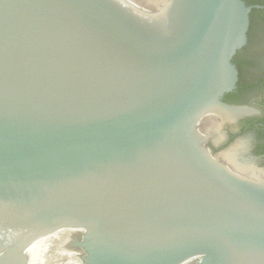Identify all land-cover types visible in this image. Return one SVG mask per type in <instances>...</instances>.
Here are the masks:
<instances>
[{"label": "water", "instance_id": "95a60500", "mask_svg": "<svg viewBox=\"0 0 264 264\" xmlns=\"http://www.w3.org/2000/svg\"><path fill=\"white\" fill-rule=\"evenodd\" d=\"M254 8L0 0V264H264Z\"/></svg>", "mask_w": 264, "mask_h": 264}, {"label": "flooded vegetation", "instance_id": "af4514ba", "mask_svg": "<svg viewBox=\"0 0 264 264\" xmlns=\"http://www.w3.org/2000/svg\"><path fill=\"white\" fill-rule=\"evenodd\" d=\"M241 50H239L240 52H238V56H237L238 58L237 59H238V62L241 65H243L246 68V70H247L246 84L247 85L253 84V87L251 88V90H249L246 93H244V95L240 99L235 100V101L228 100L226 98L227 97L226 95L234 94V93L236 94L237 93L236 88H235V90L233 92L225 94L223 96V98H222V102L227 103V104L242 105L244 103L243 102L244 97H246V95L249 92H251V91H258L260 93H264V60L263 59L257 60L255 62L256 63L255 67L248 66V62L252 58L250 57L249 53H247V52L246 53H242ZM236 55H237V53L235 54V56ZM234 57H233V59H234ZM234 65L236 67L235 63H234ZM260 107L264 108V99H262L260 101ZM236 130H238L240 133H242L244 131H247V130H255L261 136V139H259L258 142H257V145H259L258 146L257 155L259 157H261L262 160L264 161V138L262 136L264 134V117H260V116H257V115H251V116H245L243 118H240L238 120ZM234 131L235 130L227 128L226 132H227V134H228L230 139L235 136ZM209 145L211 146L210 143H209ZM212 149H213V151H216L215 148L212 147Z\"/></svg>", "mask_w": 264, "mask_h": 264}, {"label": "trees", "instance_id": "16d2710c", "mask_svg": "<svg viewBox=\"0 0 264 264\" xmlns=\"http://www.w3.org/2000/svg\"><path fill=\"white\" fill-rule=\"evenodd\" d=\"M247 5H259L262 8H254L249 15V30L247 33V45L241 50L242 53H249L252 58L248 66L255 67L256 61L264 60V0H244ZM240 52V51H238ZM238 52L233 59L238 71V81L236 84L237 93L226 95L230 101L240 99L244 93L251 90L253 84H246V68L238 62Z\"/></svg>", "mask_w": 264, "mask_h": 264}]
</instances>
